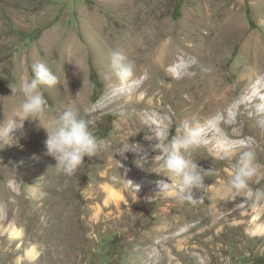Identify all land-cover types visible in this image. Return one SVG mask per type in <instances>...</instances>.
<instances>
[{"label":"rangeland","instance_id":"374dc122","mask_svg":"<svg viewBox=\"0 0 264 264\" xmlns=\"http://www.w3.org/2000/svg\"><path fill=\"white\" fill-rule=\"evenodd\" d=\"M193 16L210 25L232 17L243 30L238 45L216 59L227 74L243 62L247 41L264 42V0H0V264H264V130L246 120L252 111L238 108L264 73L237 89V76L224 82L221 93L233 94L225 98L229 120L192 153L209 172L191 204L179 202L175 188L161 192L167 173L153 130L167 125L171 138L191 117L190 79L177 88L171 80L196 57L182 62L178 55L162 71L151 68L156 58L132 60L127 82L111 69V51L137 33L132 20L193 31ZM40 59L58 77L43 88L41 125L75 104L101 141L72 175L58 173L46 154L39 121L25 120L19 130L20 83ZM203 63L196 70L205 79L217 75L219 66ZM220 119L222 112L198 123ZM129 142L139 148L120 154ZM249 148L261 169L250 195L228 186L234 162Z\"/></svg>","mask_w":264,"mask_h":264},{"label":"clouds","instance_id":"9594fccd","mask_svg":"<svg viewBox=\"0 0 264 264\" xmlns=\"http://www.w3.org/2000/svg\"><path fill=\"white\" fill-rule=\"evenodd\" d=\"M110 64L113 73L121 82L133 79L135 64L124 51L119 49L111 51ZM32 73L30 78L20 83L24 99L19 110L23 118L19 130L23 128L25 120L39 121V126L47 133L46 154L55 159L58 173L72 175L82 165L85 157L96 154L101 141L94 134L92 119L85 118L79 106L75 104H70L58 115L50 118L46 126L41 125L40 117L48 110L43 88L56 85L58 77L43 59L32 65ZM12 90L14 93L15 89ZM153 131L159 141L155 148L161 153L156 157H162V167L167 173L165 176L167 180L158 182L161 192L170 187L175 188L179 202L196 204L200 199L195 198V190L206 188L205 179L209 171L192 158V153L206 143L205 126L194 120L185 119L171 138L167 125ZM136 145L130 142L124 144L120 154L135 151L139 148ZM233 168L234 172L228 181L229 188L237 193L247 192L250 195L249 182L261 170L256 152L250 148L241 151Z\"/></svg>","mask_w":264,"mask_h":264},{"label":"bare ground","instance_id":"6f19581e","mask_svg":"<svg viewBox=\"0 0 264 264\" xmlns=\"http://www.w3.org/2000/svg\"><path fill=\"white\" fill-rule=\"evenodd\" d=\"M142 19L145 18L142 17ZM196 19L197 17L193 16L191 20L195 28L191 26V29L193 28L195 31L189 30L190 27H181L176 30L172 27L163 26L157 21L144 24L142 20L139 22V20L135 21L134 19L131 25L137 33L132 34L128 43L118 49L124 51L131 61L144 59L149 61L156 58L151 61V68L158 71L163 70L165 63L174 64L178 59V55L181 56L182 62L187 61L190 57H196L197 62L195 63L181 64L179 70L184 75L182 78L180 77L179 81L175 79L171 82L173 84L172 88H177L178 85L184 84L190 79V89L193 90L194 95L193 104L189 107L192 113L189 120L204 122L219 112L223 113V119L216 120L213 124L206 123L207 140L210 136L219 134L218 126L225 127V122L227 123V120H229V115L226 112L228 99L225 98L230 97V95L233 97V94L230 92L221 93L226 79L230 75L237 76L236 89L246 83L253 84L255 80L261 79L260 77L264 73V42L260 44L259 41L254 39L251 43L247 41L242 48L243 62L236 64L234 70L227 74L222 68L224 63L218 60L217 64L216 59L228 47L234 49L238 45L242 40L243 30L235 27L232 17L223 18L219 25L216 23H214L215 25L201 23L200 18L201 22ZM203 30L207 32L204 33ZM164 38H166L165 44ZM208 43L211 44L210 48H206ZM125 46H128L132 52L129 53L131 50L125 49ZM203 62H209L208 67H211V69H213L214 63L219 66V69H215L217 75L208 78V80L205 79L203 71L196 70L199 64H206ZM189 71L195 72L191 74ZM245 71L246 73H244ZM220 78H222V81ZM262 83H264V76ZM262 83L256 82L254 86L248 88L246 93L248 96L239 104L238 108L252 111L253 116L251 118L245 116L246 120L250 122L259 121V127L264 130V108L262 107L264 105V86ZM187 89V87L184 88L185 93H187ZM185 102L187 103V101ZM255 104L257 105L255 106Z\"/></svg>","mask_w":264,"mask_h":264},{"label":"trees","instance_id":"16d2710c","mask_svg":"<svg viewBox=\"0 0 264 264\" xmlns=\"http://www.w3.org/2000/svg\"><path fill=\"white\" fill-rule=\"evenodd\" d=\"M94 74H95L94 69H92V79H93V81L95 82V84L97 85L98 81H97V79L95 78Z\"/></svg>","mask_w":264,"mask_h":264}]
</instances>
